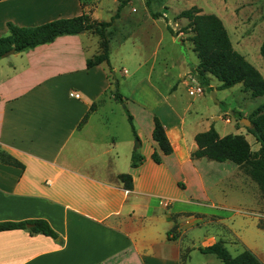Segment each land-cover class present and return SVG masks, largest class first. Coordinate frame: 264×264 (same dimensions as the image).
<instances>
[{
    "label": "crops",
    "instance_id": "obj_1",
    "mask_svg": "<svg viewBox=\"0 0 264 264\" xmlns=\"http://www.w3.org/2000/svg\"><path fill=\"white\" fill-rule=\"evenodd\" d=\"M95 2L0 0V37L7 34V23L33 27L85 14L91 21H108L110 10L104 18ZM131 10L121 9L117 19L123 51L137 28L150 26ZM110 28L109 46L114 38ZM160 47L161 38L147 55L133 46L132 57L126 58L132 75L122 67L120 80L110 55L109 65L87 68V60L100 52L99 37L90 32L61 36L0 59V152L23 166L0 161V222L41 219L59 236L53 240L26 230L0 232V264H182L181 231L200 219L194 216L214 213L216 201L227 202L217 198L226 180L219 165L231 162L192 158L195 136L210 129L208 118L214 114H199L194 99L181 96L179 85L173 91L169 84L164 92L157 87L153 64ZM178 59L187 67L178 76L188 92L197 63L188 66L183 57ZM170 62L166 57L163 75H168ZM147 63L148 72L138 76ZM110 68L124 104L112 95ZM124 83L133 87L128 94ZM154 117L163 125L170 155H163L152 139ZM154 153L160 163L153 161ZM133 154L141 157L136 167L131 166ZM121 175L131 177V189ZM240 239L264 264L261 246Z\"/></svg>",
    "mask_w": 264,
    "mask_h": 264
},
{
    "label": "rangeland",
    "instance_id": "obj_2",
    "mask_svg": "<svg viewBox=\"0 0 264 264\" xmlns=\"http://www.w3.org/2000/svg\"><path fill=\"white\" fill-rule=\"evenodd\" d=\"M95 1L104 13V18L109 14L108 9L112 17L120 3L125 1L126 5L122 10L125 7L132 8L129 11L131 14H136L140 20L144 19L150 23L149 27L137 28V35L134 36L133 33L132 39L126 44L127 50L124 49V51L118 46L119 40L122 39L121 33L116 32L119 20H116L110 28L111 37H114L110 44V57L112 63L118 67L115 75L117 79L120 80L119 72L122 67L127 69L128 75H132V68L129 65L132 64L131 59L126 63V58L132 57L133 46L136 49L137 47L141 48V55H147L148 49L154 48L158 39L161 38V47L153 64L155 71L153 79L157 87L164 92L169 84H172L173 91L176 89V85H179L181 96L189 100L194 99L193 103L199 114L204 112L209 115L214 114L212 118H208V124L219 136L241 135L248 141L252 151L258 150L259 144L247 132L241 120H252L250 115L254 109L264 104V95L252 98L249 92L243 91L241 84L221 89L220 82L212 76H209V87H205L201 84L198 75L195 74L194 77L199 82L201 94L189 96L186 88L181 87L180 76H178L179 73L186 71L187 67L181 65L178 58L183 57L188 66L191 61L197 63V58L193 52L192 44L188 40L189 35L179 32V29L186 25V20L175 18L181 11L193 6L200 8L205 14L218 16L227 30L233 49L244 56L264 78V57L260 54V48L264 42V0H149V8L145 5L146 0H119L115 8L113 4L115 0ZM90 3L91 0H86L87 6ZM150 11L160 14L161 17L152 19ZM111 17L106 19L110 21ZM167 27L175 35H172ZM147 30L148 32H146ZM126 31L122 32L126 33ZM147 33L151 34L150 39L146 38ZM144 47L145 49H143ZM166 57L171 62L168 67V75H163L161 70ZM150 65V63L145 64L137 75L140 77L145 75ZM112 72L109 76L114 77ZM132 90L133 87L130 83H124L123 91L125 93L128 94ZM138 93L141 95L142 91ZM212 93L215 94V100L212 98ZM214 118H219V120L214 121ZM229 164L219 165V172L225 175L226 180L222 183L224 187L220 186L223 193L217 197L221 201L224 198L227 202L216 201L214 213L194 216L195 219H200H196L197 222L181 231L178 241H181L183 248L181 251L182 264H222L216 256L202 254L198 248L221 240L230 254L236 256L245 247L240 238L251 246L257 245V248L261 246L260 258L264 261V197L257 184L245 173L246 166ZM227 228H231L235 232L231 233Z\"/></svg>",
    "mask_w": 264,
    "mask_h": 264
},
{
    "label": "trees",
    "instance_id": "obj_3",
    "mask_svg": "<svg viewBox=\"0 0 264 264\" xmlns=\"http://www.w3.org/2000/svg\"><path fill=\"white\" fill-rule=\"evenodd\" d=\"M125 5V1L121 2L116 13L108 22L91 21L85 14L68 19H57L33 27H19L7 23V34L0 37V59L11 49H14L15 53H22L37 46L51 43L61 36L90 32L99 37L100 52L87 60V68L90 69L103 63L109 65L110 39L107 32L120 17L121 9ZM145 5L149 8L150 1L146 0ZM150 16L152 19L161 17L160 14L151 11ZM175 19L186 20V25L181 27L179 32L189 35L188 40L191 42L197 58V65L192 66L191 71L198 75L203 86L209 87V76H212L220 82L221 89H228L241 84L243 91L249 92L252 98L264 95L263 76L244 56L233 49L227 30L218 16L205 14L200 8L193 6L181 11ZM167 29L172 35H175L169 27ZM260 54L264 57V42L261 45ZM109 71L111 73L112 69L110 68ZM112 79L114 86L112 95L117 102L124 104L118 91V81L114 77ZM95 107V104H92L90 110H95ZM125 113L132 133L137 139L133 117L126 108ZM250 116L252 128H246V130L259 144L258 150L252 151L248 141L241 135L229 134L220 137L214 128H210L195 136L197 149L191 156L193 159L205 158L217 163L229 161L236 166H246L245 173L257 184L264 197V104L254 109ZM87 118L88 113L84 116L79 127L85 123ZM153 123L152 139L157 143L163 155H170L172 147L162 123L157 117L153 118ZM152 159L155 163L161 161L156 153L152 155ZM0 161L6 165L23 168L20 163L2 151L0 152ZM140 161L141 157L133 154L131 166L136 167ZM119 179L126 189H131L132 183L129 175H121ZM28 225L33 226L28 227ZM12 230H26L31 235L41 234L53 240H59L58 234L48 222L41 219L0 222V232ZM198 250L202 254L216 256L222 264H263L249 249H244L236 256H232L221 240L205 247H199Z\"/></svg>",
    "mask_w": 264,
    "mask_h": 264
},
{
    "label": "built area",
    "instance_id": "obj_4",
    "mask_svg": "<svg viewBox=\"0 0 264 264\" xmlns=\"http://www.w3.org/2000/svg\"><path fill=\"white\" fill-rule=\"evenodd\" d=\"M188 94L189 96H195L196 94H201L199 82L194 76L188 79ZM75 97H78V95H75Z\"/></svg>",
    "mask_w": 264,
    "mask_h": 264
},
{
    "label": "water",
    "instance_id": "obj_5",
    "mask_svg": "<svg viewBox=\"0 0 264 264\" xmlns=\"http://www.w3.org/2000/svg\"><path fill=\"white\" fill-rule=\"evenodd\" d=\"M178 41L181 42L180 39H178ZM181 44H182V43H181ZM14 53H15V50H14V49H11V50L7 51V52L4 54V57H7V56L12 55V54H14ZM112 75H114V72H112ZM212 98L215 100V94H214V93H212ZM241 122L243 123V125H244L246 128H249V129L252 128L251 122H250L249 120H247V119H242ZM134 145H135V147H137L138 142L136 141ZM32 226H33V225H28V227H32Z\"/></svg>",
    "mask_w": 264,
    "mask_h": 264
}]
</instances>
